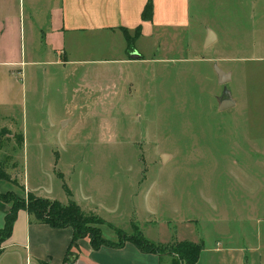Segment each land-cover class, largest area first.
<instances>
[{
  "label": "rangeland",
  "instance_id": "rangeland-1",
  "mask_svg": "<svg viewBox=\"0 0 264 264\" xmlns=\"http://www.w3.org/2000/svg\"><path fill=\"white\" fill-rule=\"evenodd\" d=\"M23 22L0 38V62H16L0 63V161L16 180H0L25 190V206L28 192L83 197L106 220L105 238L122 230L156 244L204 240L199 264H228L214 239L251 235L250 206L264 229V0H192L189 25L144 35L142 58L129 63L109 61L116 54L59 62ZM217 66L232 74L236 105L226 110ZM80 240L82 264H169L130 241L95 250ZM0 264L40 263L7 246Z\"/></svg>",
  "mask_w": 264,
  "mask_h": 264
},
{
  "label": "crops",
  "instance_id": "crops-1",
  "mask_svg": "<svg viewBox=\"0 0 264 264\" xmlns=\"http://www.w3.org/2000/svg\"><path fill=\"white\" fill-rule=\"evenodd\" d=\"M148 1L17 0L15 5L14 0H0V38L7 32L9 23L17 24V31H19V24L24 23L23 19L26 18L28 23L27 37L30 41H33L36 36L40 37L47 54L64 57L60 58L59 62L65 64L79 62L81 60H77V56L82 55L115 56L116 54L122 56L114 57L109 61L129 63L134 58L129 53L139 52L136 43L141 37L151 35L154 36V39H158L161 30L165 28H185L190 22L192 0H152V19L144 20L143 11ZM138 29H140L139 36L136 35ZM127 33L136 37V41L131 48L128 45ZM1 50L2 46L0 45V52ZM141 58L140 56L133 60L138 61ZM216 60H219V58H215L214 61ZM0 63L13 64L16 62L10 60ZM1 104H8V102H1ZM7 128L17 130L8 126L1 129ZM21 136L24 142L22 133ZM2 184V180H0V193L2 194L15 192L22 197L26 195L25 190L22 193L16 192L12 190V187ZM88 200L79 197L75 201L85 210L88 209L83 207V203H87L86 207L95 210V204ZM252 206L256 207L255 204H252ZM9 209L10 205L0 198V228L5 224V217ZM256 210L251 206L249 207L247 216L250 220L247 222L248 226H252L249 229L251 235H241V237H245L243 243L237 244L231 232L228 234L219 232L216 235L212 248L215 250L213 252L222 255V262L228 264L232 262L238 264H264V229L260 226V219L257 218L258 212ZM242 226L244 229V225H241V229ZM234 228L236 227L233 224L231 230ZM73 236L74 230L72 227H53L50 224L36 220L27 209H21L14 224L13 233L4 245L0 260L5 255L7 246H11L16 251L24 250L28 257L40 264H64L67 256L71 257L68 264H82L79 253H68ZM183 240L199 242L197 239L190 240L187 238H179L177 241ZM202 242L205 248V241ZM85 246L92 249L90 241ZM126 246H128V241L124 246L118 248L125 250ZM106 247L102 246L101 248ZM131 249L133 250V248ZM158 255L167 256L169 264H175L178 260L174 254L158 253ZM200 260L201 256L197 264ZM121 264H123V261Z\"/></svg>",
  "mask_w": 264,
  "mask_h": 264
},
{
  "label": "trees",
  "instance_id": "trees-1",
  "mask_svg": "<svg viewBox=\"0 0 264 264\" xmlns=\"http://www.w3.org/2000/svg\"><path fill=\"white\" fill-rule=\"evenodd\" d=\"M153 16V1L149 0L143 11V19L150 20ZM127 35L128 45L133 47L136 41L135 36ZM136 35H140L138 29ZM21 140L23 137L21 136ZM23 142V141H22ZM60 176L64 179L63 175ZM0 179L15 181L13 175L9 173L5 165L0 161ZM64 187L70 197L73 193L67 183L64 181ZM30 200L25 206V201L19 199V195L15 192L0 193V198L10 204V209L5 217V224L0 228V255L4 250L6 241L13 233L14 224L17 220L18 213L21 209H27L36 220L50 224L53 227L64 228L72 227L74 236L70 243L68 253H78V242L80 239L88 238L91 247L95 250L102 246L122 247L127 241L135 243L142 251L153 253H170L177 256L176 264H197L201 252L204 249L203 242H194L189 240L176 241L169 244H156L148 240L141 232L137 234H125L122 230L119 231L120 239L113 241L103 236L101 224L106 222L101 216L86 211L73 198H70L68 203H63L59 200H54L45 197H35L34 193L29 192ZM72 249L74 250L72 252ZM70 262L67 256L65 259Z\"/></svg>",
  "mask_w": 264,
  "mask_h": 264
},
{
  "label": "water",
  "instance_id": "water-1",
  "mask_svg": "<svg viewBox=\"0 0 264 264\" xmlns=\"http://www.w3.org/2000/svg\"><path fill=\"white\" fill-rule=\"evenodd\" d=\"M214 34L211 32V36L208 37L207 40V45H209L210 43H212L213 41V37ZM141 55L138 53H133L132 57L134 58H138ZM217 73H218V77H219V82L221 84L224 85V90L222 95L218 98L219 101V106H220V110H226L229 108H232L236 105V101L232 95V92L230 91V89L228 88L227 84L231 81L232 79V75L230 72H226L223 69H221L220 67H216ZM168 157L167 154L163 155V160H165Z\"/></svg>",
  "mask_w": 264,
  "mask_h": 264
}]
</instances>
